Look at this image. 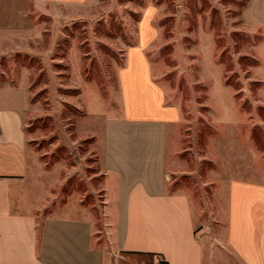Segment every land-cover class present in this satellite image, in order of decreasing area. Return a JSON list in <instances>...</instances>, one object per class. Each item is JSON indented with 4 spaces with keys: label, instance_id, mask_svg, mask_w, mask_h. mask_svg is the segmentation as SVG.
Listing matches in <instances>:
<instances>
[{
    "label": "rangeland",
    "instance_id": "rangeland-1",
    "mask_svg": "<svg viewBox=\"0 0 264 264\" xmlns=\"http://www.w3.org/2000/svg\"><path fill=\"white\" fill-rule=\"evenodd\" d=\"M32 13L31 37L0 42V84L30 88L26 179L40 222L87 214L102 226L104 129L122 109L120 72L144 18L157 33L146 48L154 78L177 112L169 188L212 226L221 179L264 170L263 3L48 0Z\"/></svg>",
    "mask_w": 264,
    "mask_h": 264
},
{
    "label": "crops",
    "instance_id": "crops-1",
    "mask_svg": "<svg viewBox=\"0 0 264 264\" xmlns=\"http://www.w3.org/2000/svg\"><path fill=\"white\" fill-rule=\"evenodd\" d=\"M47 1L0 0V42L31 37L32 7ZM156 34L144 18L120 72L122 109L104 129L102 226L87 214L38 220L26 179L30 88L0 84V264H264V170L221 179L212 226L188 192L169 188L177 112L146 55Z\"/></svg>",
    "mask_w": 264,
    "mask_h": 264
},
{
    "label": "built area",
    "instance_id": "built-area-1",
    "mask_svg": "<svg viewBox=\"0 0 264 264\" xmlns=\"http://www.w3.org/2000/svg\"><path fill=\"white\" fill-rule=\"evenodd\" d=\"M158 264H168V263L165 262L163 259H159V260H158Z\"/></svg>",
    "mask_w": 264,
    "mask_h": 264
}]
</instances>
